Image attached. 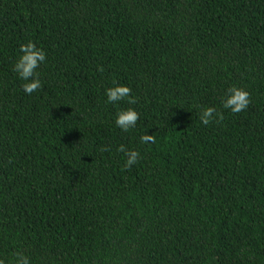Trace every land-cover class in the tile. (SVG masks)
<instances>
[{
    "label": "trees",
    "instance_id": "trees-1",
    "mask_svg": "<svg viewBox=\"0 0 264 264\" xmlns=\"http://www.w3.org/2000/svg\"><path fill=\"white\" fill-rule=\"evenodd\" d=\"M28 41L47 53L30 96L12 71ZM114 81L135 105L105 103ZM231 86L250 93L238 114ZM205 107L223 119L203 125ZM121 144L141 153L130 169ZM17 253L264 264V0H0V260Z\"/></svg>",
    "mask_w": 264,
    "mask_h": 264
},
{
    "label": "clouds",
    "instance_id": "clouds-1",
    "mask_svg": "<svg viewBox=\"0 0 264 264\" xmlns=\"http://www.w3.org/2000/svg\"><path fill=\"white\" fill-rule=\"evenodd\" d=\"M47 53L38 47L32 41H28L19 46L15 62L12 66V71L17 78L22 81L21 89L25 95L42 90L43 84L39 68L46 62ZM105 103L119 108L121 102L129 105L137 103L136 98L132 95V89L126 85L118 84L115 81L111 87L104 90ZM251 103L250 93L238 86L227 88L220 99V106L223 110L229 111L232 114H238L246 110ZM140 114L133 107L119 109L115 113L113 123L123 133H128L133 130ZM223 119V113L217 111L215 107H205L200 110L199 121L205 126L218 122ZM140 143H155L153 135L143 134L140 136ZM108 151V148H104ZM117 151L123 153L124 168L130 169L135 166L141 159V153L136 149H129L125 145L118 146ZM0 264H4L0 260ZM13 264H31L30 259L22 253H17Z\"/></svg>",
    "mask_w": 264,
    "mask_h": 264
}]
</instances>
